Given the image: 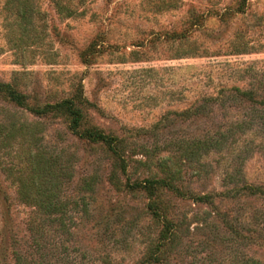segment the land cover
<instances>
[{"label": "rangeland", "instance_id": "1", "mask_svg": "<svg viewBox=\"0 0 264 264\" xmlns=\"http://www.w3.org/2000/svg\"><path fill=\"white\" fill-rule=\"evenodd\" d=\"M0 83V264H264V0H0Z\"/></svg>", "mask_w": 264, "mask_h": 264}, {"label": "trees", "instance_id": "2", "mask_svg": "<svg viewBox=\"0 0 264 264\" xmlns=\"http://www.w3.org/2000/svg\"><path fill=\"white\" fill-rule=\"evenodd\" d=\"M0 91H6L12 101L17 103L23 102V95L16 92L10 85L6 83H0ZM244 94L247 95L249 92ZM62 107H64V109L69 114L71 128L78 134V136L83 137L90 142L105 143L110 148H114L116 138L113 136L105 134L95 128H86L81 132H78L77 126L80 120V111L70 100H64L53 105L38 107L33 109V112L36 114H45L49 110H60ZM48 167L49 166L43 167L41 164H38L35 160H33L29 168L30 172L25 176H20L17 179L19 191L18 194L23 201L34 204L38 210H41L45 213H54L60 211L61 205L56 200V192L55 189H53L56 181H54L55 178ZM127 186L130 188H141L150 195H153L156 191L155 189L160 186L171 187L168 181L164 179H146L142 183H132L128 184ZM151 206L153 207V205L150 204V208H152ZM153 209L155 212L156 209L154 207Z\"/></svg>", "mask_w": 264, "mask_h": 264}]
</instances>
